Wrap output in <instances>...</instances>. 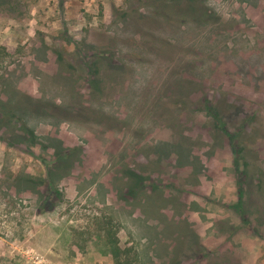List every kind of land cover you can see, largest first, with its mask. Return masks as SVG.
<instances>
[{"label":"rangeland","instance_id":"1","mask_svg":"<svg viewBox=\"0 0 264 264\" xmlns=\"http://www.w3.org/2000/svg\"><path fill=\"white\" fill-rule=\"evenodd\" d=\"M8 1L0 264H264V0Z\"/></svg>","mask_w":264,"mask_h":264},{"label":"trees","instance_id":"2","mask_svg":"<svg viewBox=\"0 0 264 264\" xmlns=\"http://www.w3.org/2000/svg\"><path fill=\"white\" fill-rule=\"evenodd\" d=\"M189 1L195 2L197 0H189ZM164 2H166V1H163L162 0V1H160V4L161 3H164ZM179 3H185V2H183V0H177V4H179ZM5 4H7V5H13V4H10V2L8 0H6ZM11 9H12V7H11ZM209 110H211V109L209 108ZM215 114H216V112H215ZM216 116H217V114L215 115V117ZM127 175H128V178L131 180V184L129 185V188H128L127 191H128V193L130 195L135 196V194L139 192V189H140L139 187H140V184L142 183V179L140 177H138L133 171H129L127 173ZM111 243L113 244V241ZM118 249L119 248H117V246H115V249H114V252H113V255H114V258H115V263L116 264H124L123 263V260H122V258L120 256V253H119V250Z\"/></svg>","mask_w":264,"mask_h":264},{"label":"built area","instance_id":"3","mask_svg":"<svg viewBox=\"0 0 264 264\" xmlns=\"http://www.w3.org/2000/svg\"><path fill=\"white\" fill-rule=\"evenodd\" d=\"M39 263H42V262H39Z\"/></svg>","mask_w":264,"mask_h":264}]
</instances>
